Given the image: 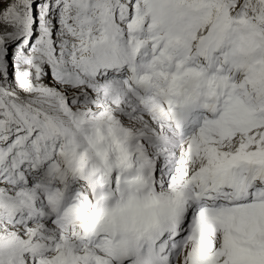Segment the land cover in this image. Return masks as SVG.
I'll use <instances>...</instances> for the list:
<instances>
[{"label":"snow or ice","instance_id":"obj_1","mask_svg":"<svg viewBox=\"0 0 264 264\" xmlns=\"http://www.w3.org/2000/svg\"><path fill=\"white\" fill-rule=\"evenodd\" d=\"M0 264H264V0H0Z\"/></svg>","mask_w":264,"mask_h":264}]
</instances>
